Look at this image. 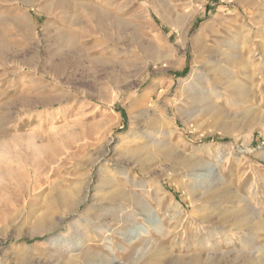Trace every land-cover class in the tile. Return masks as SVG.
<instances>
[{
	"label": "rangeland",
	"instance_id": "obj_1",
	"mask_svg": "<svg viewBox=\"0 0 264 264\" xmlns=\"http://www.w3.org/2000/svg\"><path fill=\"white\" fill-rule=\"evenodd\" d=\"M69 1L0 0L10 56L7 64L0 56V264H66L80 253L69 252L76 238L88 241L93 264H126L127 242L113 239L109 253L89 238L124 230L112 213L127 205L138 207L134 223L145 232L137 229L135 264L192 255L173 240L248 205L264 225V0ZM91 8L118 22L120 46ZM63 39L75 44V64L54 75L46 59L56 60ZM105 60L117 65V86ZM21 88L53 102L6 105ZM106 178L114 195L95 189ZM212 187L237 203L205 208ZM240 236L220 250L249 256L264 245V231Z\"/></svg>",
	"mask_w": 264,
	"mask_h": 264
},
{
	"label": "bare ground",
	"instance_id": "obj_2",
	"mask_svg": "<svg viewBox=\"0 0 264 264\" xmlns=\"http://www.w3.org/2000/svg\"><path fill=\"white\" fill-rule=\"evenodd\" d=\"M51 1H52L53 5L54 4L60 5V6H63L64 8H69L70 6H72L69 3L70 2L69 0H51ZM71 10H69V11H71ZM90 12H91V16L93 17L95 22H97V24H99V27L100 26L104 27L105 23H107V21L109 22L110 27L114 29V35H115L114 41L112 40L111 43L113 44L114 48H117L118 46H120L121 45L120 44V38H121L120 36L122 34L120 33L121 31H120V26L118 25V22L115 20H109L108 17L99 14L97 9H95V8H93V9L91 8ZM131 37H132L131 42H133L131 44H136L135 34L133 32H131ZM107 39H109V38H107ZM4 46L5 45H3L2 42L0 41V56L2 57L4 64H7L10 61V56L8 57V55H6L7 50L5 49ZM63 48H67V51H64ZM73 49H75V44L70 40L63 39L60 46H57V48L53 51V54L47 53V54H50V56L51 55L56 56V60L54 62H52L50 60L51 58L46 59V62L48 63V68L50 69V71L54 75L59 74L65 66H67L69 64L73 65V63L75 62L73 59V54H71L73 52ZM148 51H149V49H148ZM252 52H253L252 50H249V53L252 54ZM115 53H116V51H115ZM113 55H115V54L113 53ZM34 60H35L34 57H30L28 59L22 58L21 62H22V65H30V62H33ZM77 61H79V60H77ZM77 61H76V63H77ZM32 65H34V64H32ZM101 67L103 70H105V72L109 71L108 73H106L108 76L107 77L108 82L111 85L117 86L118 82L120 80L119 77L116 76L117 65L114 62H109L108 60H105V61H102ZM132 67H134V66H132ZM136 73H138L137 70H136ZM259 74L261 76H263V71L262 72L260 71ZM119 76H120V74H119ZM46 91L48 92V90H46ZM23 92L24 91L21 88V90H19L18 93L16 95H14L15 97L13 96L14 99H12L10 101H6L5 104L8 106L12 105L14 107L17 106V107H21V109H24L26 107L33 106L35 103L36 104H44V103L49 104V103L53 102V98L50 96L43 97V98L40 97L39 99L38 98L36 99V96L33 95V97H32V96L23 95L24 94ZM37 93H40V92H37ZM1 95H2V93L0 94V97H1ZM41 96H43V94ZM23 106H24V108H23ZM32 108H34V107H32ZM17 110H18V108H17ZM160 132L155 131V134L160 136L161 135ZM168 138H169V136H168ZM186 167L189 168L191 166L188 165ZM201 168H202V166H201ZM113 183H114V180L112 178H106L104 183H102V184H101V182H100V184L98 183L97 186L95 187V189H98L104 185L107 187L106 193H108L110 195H114V193L112 191ZM249 194L251 195L252 199H253V197H255V192H254V190H252V187L250 188ZM205 196H206V200H207V202L204 204L205 208L208 205L210 206V204H217L218 206L223 205L224 203H226V202H224V199H227V198H228L227 200H229V198H232V199H234L235 202H236V199H238L235 196H232L229 191H225V190L219 191V189H217L216 187H212L210 190H208ZM240 202H242V201H238V203H240ZM230 203H231V201L228 202V204H230ZM250 203H251V201L249 202V204ZM119 208L120 209L118 211L115 210L112 213L113 217L115 218L113 220L117 224H120V223L124 224L125 223L126 225H125L124 230H117L116 228H110L111 226L105 227V229L103 231H97V232L91 233L89 241H93V242H95V244L98 243L99 247L106 249V251H108L109 253H114V249L111 245V241L113 239H116L118 241L127 242L126 264H135L136 263L135 257H132L133 254L131 255V253H132V250L135 247H137L138 243L143 240V239H141V237L139 235L140 233L137 231V229L138 230L140 229V232L145 233L144 230H142L141 228H137L135 223H134L136 218L138 217V214L136 213V210H138V207L132 206V208H131L130 205H127L125 208H121V207H119ZM254 210L255 209H253V207L248 205L246 208H242L239 212H233V213L227 215L226 217H222V219H220L219 221H216L215 224L212 223L213 226H212L211 231L204 232L203 229H200L201 232L200 231L196 232L195 237L189 238V236L187 237L185 235L181 239H178V241L176 243H175V241H176V238H175V240H173V243L171 246H174L176 244L177 246H179L180 249L183 247H186V248L190 249L189 251H191L193 254L188 256V257H182L181 256V258H178L176 260H173V259L169 260L165 264H264V245L261 246V248L258 251V254L249 255V256H245L242 254L243 256L240 255V256L235 257V255L233 254V251H231V249L230 250L226 249L223 251L220 250V248L222 247L221 246L222 244H224L225 247L228 248V247L234 246L237 242H239V240L241 239V236H240L241 233L251 234L253 232H261V231L263 232L264 231L263 222H262V220L258 219L257 212H255ZM146 214L147 213H143V212L140 213V215L142 217L146 216ZM228 227H232V229L234 230V233H233L234 237H230V235H229L230 230ZM145 231H146V229H145ZM65 241L66 240H64L63 242L65 243ZM187 241L188 242L190 241V244H187ZM85 242L87 243L88 241L86 239L76 238L75 242L70 244L69 248H71V251H69V252L76 253L77 250H80L79 251L80 253H79V255L74 254V255L69 256V261L66 264H74L73 261L75 258H77V257L80 258L81 256H85V255L86 256L88 255V257H89L88 262H85V264H93L94 257L91 256V252L85 251L83 249L84 247L87 246V245H85ZM248 245L249 244L247 241H245V240L242 241L241 242V249L248 247ZM101 248H99V249H101ZM234 253H235V251H234ZM151 261H152V259L149 257L143 262V264H150ZM115 263H116V261L114 259L110 260V264H115Z\"/></svg>",
	"mask_w": 264,
	"mask_h": 264
}]
</instances>
